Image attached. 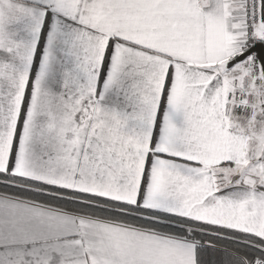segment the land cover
Instances as JSON below:
<instances>
[{"label":"snow or ice","instance_id":"snow-or-ice-1","mask_svg":"<svg viewBox=\"0 0 264 264\" xmlns=\"http://www.w3.org/2000/svg\"><path fill=\"white\" fill-rule=\"evenodd\" d=\"M0 264H264V0H0Z\"/></svg>","mask_w":264,"mask_h":264}]
</instances>
